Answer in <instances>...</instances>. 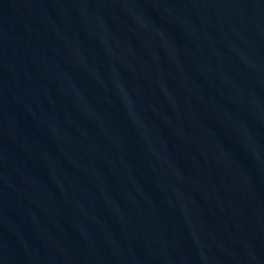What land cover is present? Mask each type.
I'll list each match as a JSON object with an SVG mask.
<instances>
[{"label":"water","instance_id":"1","mask_svg":"<svg viewBox=\"0 0 264 264\" xmlns=\"http://www.w3.org/2000/svg\"><path fill=\"white\" fill-rule=\"evenodd\" d=\"M0 264H264V0H0Z\"/></svg>","mask_w":264,"mask_h":264}]
</instances>
